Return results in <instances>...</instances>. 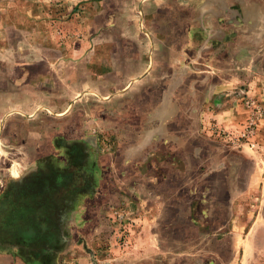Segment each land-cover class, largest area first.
<instances>
[{
  "label": "rangeland",
  "instance_id": "374dc122",
  "mask_svg": "<svg viewBox=\"0 0 264 264\" xmlns=\"http://www.w3.org/2000/svg\"><path fill=\"white\" fill-rule=\"evenodd\" d=\"M0 264H264V0H0Z\"/></svg>",
  "mask_w": 264,
  "mask_h": 264
},
{
  "label": "flooded vegetation",
  "instance_id": "af4514ba",
  "mask_svg": "<svg viewBox=\"0 0 264 264\" xmlns=\"http://www.w3.org/2000/svg\"><path fill=\"white\" fill-rule=\"evenodd\" d=\"M34 202H36L34 200ZM37 213L36 209L31 210V213L28 214L27 212L24 213L27 214L25 217L21 218L19 217L18 220L12 221L9 224H4V229L3 231H9V232H14V233H20L24 232V227L27 225V223L32 219L35 218V214Z\"/></svg>",
  "mask_w": 264,
  "mask_h": 264
}]
</instances>
